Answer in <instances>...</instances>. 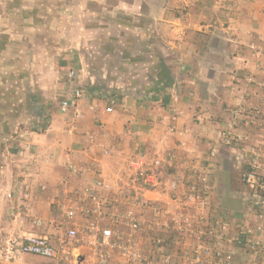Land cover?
<instances>
[{"label": "crops", "instance_id": "1", "mask_svg": "<svg viewBox=\"0 0 264 264\" xmlns=\"http://www.w3.org/2000/svg\"><path fill=\"white\" fill-rule=\"evenodd\" d=\"M114 9L146 22L150 34L134 39L138 86L125 92L113 80L126 84L127 45L112 54L110 41L94 33L75 40L71 79L72 61L64 60L60 40L50 44L40 10L29 9V23H0V264L33 262L17 252L28 235H58L60 214L50 200L69 164L95 160L109 171L140 153L159 160L170 178L200 169L214 206L245 212L242 202L231 208L219 176L237 167L229 143L245 136L239 119L264 90L257 87L264 85V0H119ZM112 55L122 62L118 75L109 71ZM78 85L86 96L62 114L60 103ZM110 96L117 105L106 113ZM246 133L253 138V129ZM140 242L147 243L145 234Z\"/></svg>", "mask_w": 264, "mask_h": 264}, {"label": "built area", "instance_id": "2", "mask_svg": "<svg viewBox=\"0 0 264 264\" xmlns=\"http://www.w3.org/2000/svg\"><path fill=\"white\" fill-rule=\"evenodd\" d=\"M84 96V86L73 87L60 112L67 114ZM106 101L105 112L112 113L116 97ZM101 155L112 153L103 148ZM251 156L239 216L214 206L206 183L186 187L165 175L159 160L140 153L109 171L95 160L69 164L50 200L60 214L58 235L53 241L28 235L17 252L52 264H264V154ZM142 234L147 243L140 242Z\"/></svg>", "mask_w": 264, "mask_h": 264}, {"label": "rangeland", "instance_id": "3", "mask_svg": "<svg viewBox=\"0 0 264 264\" xmlns=\"http://www.w3.org/2000/svg\"><path fill=\"white\" fill-rule=\"evenodd\" d=\"M118 2L119 0H106V4L103 5V2H99L102 3L99 4L92 0L88 2L87 0H0V23H29V18L31 17L29 16V9L34 8L35 12L40 10L38 16L42 24L46 27L50 44L55 40H57V42L60 40L63 45L61 48L63 49L64 60L72 61L71 63L69 62L70 66L66 68L68 77L71 72H76L71 68V66H73L72 55L74 56L76 52L73 49L74 47H72L74 46L72 43H74L75 40H84L87 34L94 33L99 41H110V46L107 48V51H110L112 54L115 51L118 52V49L123 45H127L128 54L132 56L129 57L126 63V84L122 80H119L118 76L113 80L115 86H120V90L125 92V88L129 87L128 90H131L132 87L138 86L134 69L138 66L137 63L139 62H136L138 58L136 59V57H134V39L137 35L143 39H149L150 34L149 30H147L146 22H137L133 18L129 21L127 15L115 13L117 10L114 8ZM36 18L37 17H35V19ZM137 25L141 30H136L135 27ZM111 41L116 43H112ZM56 53H58V51ZM109 61V67L111 69L109 71L113 72L116 70L115 75H118V66L122 65V62H119L118 58L113 55ZM157 65L159 75L166 79L165 68L160 63ZM257 87L264 89V85L262 84L257 85ZM243 116L244 117L239 119V122H242V134L245 136L241 137L238 146L232 144L233 147L238 150V158H234V165L237 164V167L234 168L233 174L231 173V175H229L224 172L219 176L220 183L226 184L228 187L227 191L230 192L229 200L233 201L231 208H237L241 205V192L243 191L242 175L248 168L252 152L257 156L264 154V90H260L258 98L256 99V106L244 110ZM248 123L250 125L249 127H253L249 128L250 130L248 129ZM252 123L254 124L253 126ZM251 129L254 130V134H251L253 136L252 139H250L249 135L247 136L246 133L248 131L250 133ZM259 161L264 165V159H259ZM188 172V175L180 172L172 178L182 179L186 187L188 185L197 186L202 183L207 184L208 179L204 171L190 168ZM212 182L214 183L215 179ZM207 197L211 198L212 196L209 193ZM28 259L33 262L25 264H46L45 260L39 257L30 256Z\"/></svg>", "mask_w": 264, "mask_h": 264}, {"label": "trees", "instance_id": "4", "mask_svg": "<svg viewBox=\"0 0 264 264\" xmlns=\"http://www.w3.org/2000/svg\"><path fill=\"white\" fill-rule=\"evenodd\" d=\"M166 72V70H164Z\"/></svg>", "mask_w": 264, "mask_h": 264}]
</instances>
